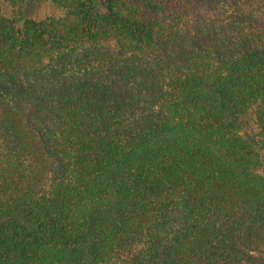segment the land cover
Listing matches in <instances>:
<instances>
[{"label": "trees", "instance_id": "trees-1", "mask_svg": "<svg viewBox=\"0 0 264 264\" xmlns=\"http://www.w3.org/2000/svg\"><path fill=\"white\" fill-rule=\"evenodd\" d=\"M50 1L0 9V264H264V0Z\"/></svg>", "mask_w": 264, "mask_h": 264}, {"label": "rangeland", "instance_id": "rangeland-1", "mask_svg": "<svg viewBox=\"0 0 264 264\" xmlns=\"http://www.w3.org/2000/svg\"><path fill=\"white\" fill-rule=\"evenodd\" d=\"M25 2L21 9V15L18 14V6ZM0 9L8 17L18 19L19 23L22 17H32L39 19L45 16H58L61 14L59 9L50 0H22L21 3L13 4L10 1L0 0ZM19 15V16H18ZM239 133L244 137L258 138V129L252 111H249L239 121ZM264 174V158L263 166L260 171Z\"/></svg>", "mask_w": 264, "mask_h": 264}]
</instances>
